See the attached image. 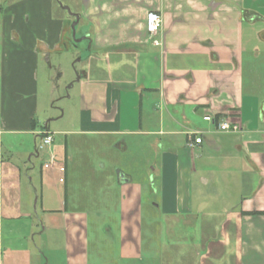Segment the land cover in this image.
Here are the masks:
<instances>
[{
	"label": "crops",
	"instance_id": "obj_1",
	"mask_svg": "<svg viewBox=\"0 0 264 264\" xmlns=\"http://www.w3.org/2000/svg\"><path fill=\"white\" fill-rule=\"evenodd\" d=\"M151 12L163 17L161 46L147 31ZM0 16V264H41L40 250L12 242H33L47 219L34 212L30 174L40 133L51 130L39 117L41 66L63 54L82 97L74 132L119 149L128 147L125 135L138 136L153 154L164 229L143 232V186L124 173L121 257L264 264V214L243 213L264 211V0H5ZM224 119L241 130H220ZM191 130L202 131L193 148ZM66 132L61 144L54 135L58 163L40 170L42 180L66 184L67 198L45 211L50 228L66 233L67 264H88V213L68 206L74 160Z\"/></svg>",
	"mask_w": 264,
	"mask_h": 264
},
{
	"label": "rangeland",
	"instance_id": "obj_2",
	"mask_svg": "<svg viewBox=\"0 0 264 264\" xmlns=\"http://www.w3.org/2000/svg\"><path fill=\"white\" fill-rule=\"evenodd\" d=\"M59 1L63 4L65 0ZM4 3L5 0H0V6ZM254 5L255 7L260 6L258 2ZM79 29L80 26L76 28L77 38ZM57 61L62 66L61 70L56 69ZM79 68L80 65L77 64L75 69ZM75 75L70 55L69 59L63 54L57 60L54 58L46 60L41 66L39 117L42 121L41 124L48 122L50 125L49 132L52 133L53 142L51 145L41 148V133L47 130L40 133L37 153L41 157L34 161L36 169L30 175L33 177V185L37 188V192H34V200H36L34 201L36 203L34 212L39 217L46 214L47 219H42V228L40 223L35 225L36 234L31 236L33 242H31L30 236H23L16 240L13 239L12 245L22 247L28 245L29 242V247L36 250L35 253L38 250L42 253L41 264H67L66 233L61 228H50L51 225H54L48 219L52 215L45 211L46 208L56 209L61 206V198H65L67 186L65 183L55 182L47 176L42 180L40 167L43 162L45 168L58 163L52 152L54 135L56 132V142L61 144L62 141H65L67 134V132H63L69 130L71 132L67 138L70 154L74 161L70 166V179L67 184L68 206L77 212L88 213V264H147L144 260H129L121 257V221L119 219L121 193L116 171L117 169L124 171L123 173L130 175L133 181L139 182L143 186L141 198L144 215L143 232L147 235L152 230L164 229V222L158 220L155 215L158 212L155 206L159 202L160 195L155 189L156 180L152 181L150 175L151 164L148 163V160L152 159V151L138 136L134 139L131 135H125L124 140L128 147L119 149L115 148L114 144L110 145L111 140L103 145L101 141H91V137L81 136L74 132L78 129L76 122L82 100L80 86L74 81ZM52 86L55 89L53 93ZM94 146L95 151L88 150ZM50 158L53 161L48 166ZM61 165L65 168L64 163L59 164V167ZM53 213L55 212L52 211L51 214ZM53 215L57 217L55 214ZM44 225L47 230L42 232Z\"/></svg>",
	"mask_w": 264,
	"mask_h": 264
},
{
	"label": "built area",
	"instance_id": "obj_3",
	"mask_svg": "<svg viewBox=\"0 0 264 264\" xmlns=\"http://www.w3.org/2000/svg\"><path fill=\"white\" fill-rule=\"evenodd\" d=\"M163 24V17L160 14L151 12L148 14L147 16V31L150 34V36L153 39V43L157 46H161L163 45L162 41L160 39H157L156 36L159 34L161 27ZM205 120L207 121H212L213 117L211 115H206L204 117ZM219 129L222 131H231V132H238L241 130V124L238 122H234L231 123V121L229 119H224L219 123ZM42 137H41V144L40 147L44 148L45 146H49L51 145V143L53 142V136L52 133L49 132V130L47 131H43L41 133ZM189 135V140H188V146L193 148L195 145L199 144L202 142V131H198V130H191L188 132ZM53 159V157H52ZM50 158V162L48 164V166L50 165V163H52V160ZM59 171L61 174L60 177V181L64 182V173H65V168L63 165H61L59 167Z\"/></svg>",
	"mask_w": 264,
	"mask_h": 264
},
{
	"label": "water",
	"instance_id": "obj_4",
	"mask_svg": "<svg viewBox=\"0 0 264 264\" xmlns=\"http://www.w3.org/2000/svg\"><path fill=\"white\" fill-rule=\"evenodd\" d=\"M73 28H75V25L73 26ZM74 34H75V32H74ZM116 175H117V179H118L119 183H123V182L128 181V179L125 177V174L122 172V170L117 169Z\"/></svg>",
	"mask_w": 264,
	"mask_h": 264
},
{
	"label": "trees",
	"instance_id": "obj_5",
	"mask_svg": "<svg viewBox=\"0 0 264 264\" xmlns=\"http://www.w3.org/2000/svg\"><path fill=\"white\" fill-rule=\"evenodd\" d=\"M66 195L67 194L65 192V198H67ZM65 203H66V201H65ZM243 213H245V214H264V211L243 212Z\"/></svg>",
	"mask_w": 264,
	"mask_h": 264
}]
</instances>
